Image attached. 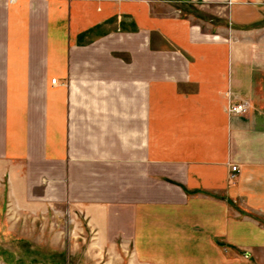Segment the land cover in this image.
Returning <instances> with one entry per match:
<instances>
[{"label": "crops", "instance_id": "crops-1", "mask_svg": "<svg viewBox=\"0 0 264 264\" xmlns=\"http://www.w3.org/2000/svg\"><path fill=\"white\" fill-rule=\"evenodd\" d=\"M0 197L114 264L259 259L264 0H0Z\"/></svg>", "mask_w": 264, "mask_h": 264}, {"label": "rangeland", "instance_id": "rangeland-1", "mask_svg": "<svg viewBox=\"0 0 264 264\" xmlns=\"http://www.w3.org/2000/svg\"><path fill=\"white\" fill-rule=\"evenodd\" d=\"M182 8L189 10V14L201 15L197 7L195 12L185 5ZM74 220L66 211L45 218L0 211V264H114L118 261L101 259L95 245L80 241L81 233ZM241 262L264 264V253L259 259L252 257Z\"/></svg>", "mask_w": 264, "mask_h": 264}, {"label": "built area", "instance_id": "built-area-1", "mask_svg": "<svg viewBox=\"0 0 264 264\" xmlns=\"http://www.w3.org/2000/svg\"><path fill=\"white\" fill-rule=\"evenodd\" d=\"M55 83V80L51 81ZM250 108L249 102L247 100H240L236 103H231L228 112L231 116H242L248 113ZM232 171H236V167H232Z\"/></svg>", "mask_w": 264, "mask_h": 264}]
</instances>
